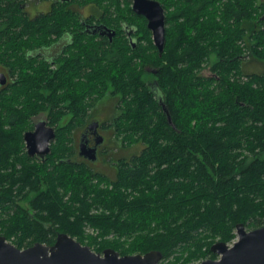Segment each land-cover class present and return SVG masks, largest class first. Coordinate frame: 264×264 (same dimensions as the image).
<instances>
[{"label":"trees","instance_id":"trees-1","mask_svg":"<svg viewBox=\"0 0 264 264\" xmlns=\"http://www.w3.org/2000/svg\"><path fill=\"white\" fill-rule=\"evenodd\" d=\"M157 1L166 10L161 56L147 29V46L133 50L116 37L111 57L87 41L82 79L70 77L74 63L52 78L21 72L19 90L0 92V236L17 248L52 245L66 233L96 252L156 250L165 264H191L216 259L210 246L231 242L237 224L264 226V69L242 67L246 53L264 66V2ZM22 2L0 0V63L13 75L25 62L19 45L35 38ZM115 5V24L124 15L136 21ZM148 65L157 71L155 89L143 80ZM109 82L119 98L114 143L143 145L127 158L111 156V178L76 161L73 139L74 120L86 118L95 89ZM40 112L51 126L67 114L74 119L55 126L44 162L23 146Z\"/></svg>","mask_w":264,"mask_h":264},{"label":"flooded vegetation","instance_id":"flooded-vegetation-1","mask_svg":"<svg viewBox=\"0 0 264 264\" xmlns=\"http://www.w3.org/2000/svg\"><path fill=\"white\" fill-rule=\"evenodd\" d=\"M122 3L124 6H120V9L128 7L136 16L135 22H132L131 16L124 15L123 17L119 16V23L118 25L115 24V19L118 16L116 15L117 7L114 0H23L19 7L29 20H34L32 22L35 26V38L30 39L31 43L29 44L23 42L19 45L18 52L25 59L20 73L13 75L9 67L0 63V75L4 76L1 78L0 92L8 93L11 89L19 90L24 78L21 72L28 74L29 77H35L36 70L41 69L45 70L52 78L53 76L57 77L59 72L67 71L69 66L74 63L77 69L70 71V77L82 79L85 57L83 46L87 41H93V44L101 43L102 47L105 48L103 51H110L107 54L110 57L111 43L116 37L126 40L128 46L133 50L141 46L146 41V19L132 11L133 0H122ZM163 9L166 27V10L164 7ZM97 26H106L115 30L113 40L111 41L108 34H103L102 30H98ZM40 27H44L45 30L43 32L37 30ZM30 34L32 35V32ZM145 68L146 66L143 67V69ZM150 73L157 75V71L154 69ZM155 83L153 80V82L148 83V86L155 89ZM67 87L72 90L69 80ZM67 87L56 85L58 90ZM46 88V85L40 86L39 90L45 91ZM156 95L158 94L156 93ZM158 100L162 108L164 104L160 96H158ZM91 102L85 119L80 117L74 120L70 114H67L57 124L51 126L48 114L40 112L31 117L32 128L27 131H32L36 122L44 120L48 126L55 129L56 133V125L66 124L68 121L74 120L78 125L73 130L74 142L76 135H78V143L81 137H84L89 147H92L95 146L98 135L102 137V143L97 145V160L95 162H89L84 157L79 156L78 145L76 147V161L87 163L94 170L109 176L103 171L95 169V164L101 162L104 167L111 171V156H115L114 151H111V135L113 133L111 123L118 112L119 98L111 94V82L106 88L98 86L92 95ZM38 115H44V117L37 118ZM33 159L40 161L37 157H33Z\"/></svg>","mask_w":264,"mask_h":264},{"label":"water","instance_id":"water-1","mask_svg":"<svg viewBox=\"0 0 264 264\" xmlns=\"http://www.w3.org/2000/svg\"><path fill=\"white\" fill-rule=\"evenodd\" d=\"M131 8L135 14L146 19V27L151 32L158 55L161 56L165 47V14L162 4L157 0H133ZM97 29L113 40L115 30L106 26H97ZM1 78H4L2 74L0 82ZM162 109L171 124L166 106L162 105ZM55 136V129L44 120L36 122L34 129L23 135L27 156L37 157L44 162L51 152L50 145ZM100 143V135L92 147L81 137L78 155L89 162H95L97 145ZM235 233L236 241L232 245L217 241L210 246V252L218 258L205 259L199 264H264V226L247 230L244 224L239 223ZM161 260L162 253L156 250L134 255H120L111 248H106L101 253L94 252L88 245L81 244L66 233L57 234L52 245L36 242L24 249L17 248L0 236V264H158Z\"/></svg>","mask_w":264,"mask_h":264},{"label":"rangeland","instance_id":"rangeland-1","mask_svg":"<svg viewBox=\"0 0 264 264\" xmlns=\"http://www.w3.org/2000/svg\"><path fill=\"white\" fill-rule=\"evenodd\" d=\"M115 1V0H114ZM259 2H264V0H258ZM118 3H119V6H124V4L122 3V0H118ZM116 6V5H115ZM124 9V8H122ZM126 10V9H125ZM151 39H152V36H151ZM153 42V41H152ZM154 45V44H153ZM142 46H147L146 45V41H144V43L142 44ZM242 67H243V70L247 73H251V72H261L263 69H264V66L259 63L258 61H255L253 59L250 58V54L246 53V58L242 64ZM153 68L151 66H146V68L144 69V71L146 72V75L143 76V80L145 81L146 80V83H151L153 82V77H152V74L150 72H152ZM150 74V75H149ZM43 118L44 115H38L37 118ZM27 131V130H26ZM113 135H111V151H114V155L118 158L120 157H125L127 158L128 156L132 155V154H137L141 151V149L143 148V145L141 143H136L130 147H125L123 145H119V141L121 139L117 138L115 141V143L113 142ZM116 142L118 144H116ZM75 146L77 147L78 145V135H76V139H75V142H74ZM24 146V152H25V144H23ZM95 169L97 170H101L103 171V173H106L107 175H111V177L113 176V171L111 169V171L109 169H107L106 167L103 166V164L101 162L95 164ZM26 205V203H25ZM249 230V229H247ZM86 232H89L91 234H93V231L90 230V229H87ZM236 234V233H235ZM8 241V240H7ZM236 241V237L229 243H227L228 245H232V243ZM10 242V241H8ZM11 243V242H10ZM91 249L96 252L93 247H91ZM106 249V248H105ZM104 250V249H103ZM102 250V251H103ZM101 251V252H102ZM99 252V253H101ZM217 257V256H216ZM218 258V257H217ZM205 260V259H204ZM201 261H197V262H194V263H191V264H199ZM158 264H165V261H163V259L158 263Z\"/></svg>","mask_w":264,"mask_h":264}]
</instances>
